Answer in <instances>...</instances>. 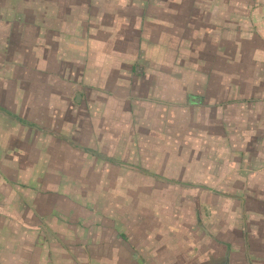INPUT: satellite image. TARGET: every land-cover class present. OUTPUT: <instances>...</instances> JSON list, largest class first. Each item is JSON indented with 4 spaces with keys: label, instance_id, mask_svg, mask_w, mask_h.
<instances>
[{
    "label": "crops",
    "instance_id": "1",
    "mask_svg": "<svg viewBox=\"0 0 264 264\" xmlns=\"http://www.w3.org/2000/svg\"><path fill=\"white\" fill-rule=\"evenodd\" d=\"M90 1L0 0V264H264V0Z\"/></svg>",
    "mask_w": 264,
    "mask_h": 264
},
{
    "label": "rangeland",
    "instance_id": "2",
    "mask_svg": "<svg viewBox=\"0 0 264 264\" xmlns=\"http://www.w3.org/2000/svg\"><path fill=\"white\" fill-rule=\"evenodd\" d=\"M93 1H90V2L93 3ZM81 2L83 3V5H85V3L83 2V0H73V8L72 9L70 8V10L73 11V12L75 11L76 13H74L71 16L73 18V20L71 19L70 22H69V24L71 25V27H69L68 25L67 26H61L63 24L62 23L61 25L57 26L59 29L61 28L60 29V33H66V34L67 33L68 34H71L72 33L73 35L77 36L80 33V31H81L80 30V26L77 25V21H79V20L80 21L81 20H85L86 18H94V16H96V13H97V11L99 9H92V8H90V10L87 13V11L85 9H82L83 6H82V3ZM42 5H43V9H41V12L44 13L45 17L50 18L51 14H52L53 17H55V18L56 17L57 18L59 17L60 19H63L64 20V24H66L67 21L69 20V19H66V16H67V6H65L66 9L65 8H62V6H58L56 3L55 4H52L51 3V0L50 1H48V0H42ZM88 5H90V3ZM50 27H51V25H50ZM72 27H73V29H70ZM163 28H164V26H163ZM49 33H51V32H49ZM151 38L154 39L155 41H157L158 43H161V45L164 43L163 40H161V41L160 40H157V37H155V36H152ZM76 44L79 45L80 43L77 42ZM115 47H119L121 49V50H119L120 52H125L127 50L128 51V54H129V57L133 58V51H130V49L128 50L126 48L125 42H119L118 41V45L116 44V46H114V48ZM140 52H141V55H143V57L146 58L144 60V62H143V65H145V68H150L151 65H152L153 68H166V66L169 68L170 65H168V64H170V63H173V66H175L177 68H181L182 67L181 66V51L180 50L179 51L178 50L176 51V53L178 52L177 57L170 56L168 58L166 56V53L164 52V50L160 47V45L157 46V47H155V46L154 47H151L150 46V40L149 39H143L142 42H141V44H139V53ZM89 56H92V55H89ZM167 58L169 59V61L166 60ZM29 60L31 62H33L34 61V58L33 59L30 58ZM79 60H80V57H79ZM150 63H151V65H150ZM63 69H64L65 72L60 71V77H61L60 78V82H61L62 85L69 86V87H71L73 89V68H70L69 67V68H63ZM29 71H31V70L29 69ZM61 73H62V76H61ZM23 75H24L23 73H19L18 76H21L19 79H21L23 77ZM63 77L65 79H63ZM66 79L68 80V82H66ZM30 80H35V76L34 75H31V78H29V81ZM67 83H69V84H67ZM29 111H30V113H32V112L34 113V107H30L29 108ZM62 115H63V118H64L63 120H65V117H69V119H73V110L71 112H69V114H67L65 111L64 112L62 111ZM65 174H67V173H65ZM72 189H73V187H69V188H64L63 187V191H65V192L68 191V193H66V194H70L71 196H73V193L70 191ZM119 189H120V192L123 191V190L126 191V198L128 199V198H130L129 197L130 194H132L135 189L141 191L142 194H147V196H148V195L151 194L152 191H155L156 188H152V187H146V188L141 187V188H138V187H128L127 186V187H123V188H112L111 189V192L112 191L113 192H117ZM157 189H158L159 193H163V194L176 193V191L173 190L172 188H157ZM141 193H138V195L136 197V199L138 201L135 202V203L133 202L134 201L133 199H132L133 201H130L129 200V202L126 199L127 200V202H126V209H127L126 210V213H127V215L125 217V220H119L120 222L121 221L122 222L125 221L123 223H126L127 224V227H130L131 228V230H122L123 232L126 231L123 235L127 238L126 241L129 244H131V247H132L131 241L133 240V236L136 237L137 239H138V237L141 236L140 234L139 235L138 234H134L133 233V230H132L133 229V226H134V224H133V218H134V215H135V213H134L135 211L134 210L136 208V205H138L137 203L140 202V197H142L141 196ZM119 196H122V195H120V193H119ZM142 200H145V199H142ZM141 203H143V201ZM114 205L116 206L117 204H110V211L111 212H113V210L111 208H114V207H112ZM196 205H197V203L195 204V206ZM202 205L199 208H201V209L204 210V208L202 207ZM174 206L175 207L176 206H181V203H177V201H175ZM175 210H177V208ZM114 214L118 215L117 212H114ZM136 215H137V212H136ZM113 219L116 220L115 218H113ZM105 233L106 232L104 231V233H103L104 234V237H105ZM110 233H113V230H110ZM163 236L165 237V235H163ZM116 238H117V236H116ZM176 238H179V242H181V235L176 236ZM76 241H81V239H77ZM111 241H112V243H115L116 244V241L114 240V234H112ZM61 242L63 244H65L63 239H62ZM109 243H110L109 245H112L111 242H109ZM106 246H107V243H105L104 245L100 246V248H104ZM64 248H66V250L68 252H70L72 254V257H73V250H74V248H73V241H69V244L66 245V246H64ZM110 248H112L113 250L117 249L116 246L110 247ZM129 250H130L131 255H132V253H133L132 250L133 249L130 248Z\"/></svg>",
    "mask_w": 264,
    "mask_h": 264
},
{
    "label": "water",
    "instance_id": "3",
    "mask_svg": "<svg viewBox=\"0 0 264 264\" xmlns=\"http://www.w3.org/2000/svg\"><path fill=\"white\" fill-rule=\"evenodd\" d=\"M139 68V67H138Z\"/></svg>",
    "mask_w": 264,
    "mask_h": 264
}]
</instances>
